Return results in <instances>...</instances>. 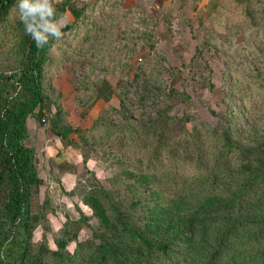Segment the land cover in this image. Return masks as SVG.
I'll return each mask as SVG.
<instances>
[{
    "label": "trees",
    "instance_id": "obj_1",
    "mask_svg": "<svg viewBox=\"0 0 264 264\" xmlns=\"http://www.w3.org/2000/svg\"><path fill=\"white\" fill-rule=\"evenodd\" d=\"M263 1L233 0L247 18ZM15 4L0 0V25L16 14ZM53 4L58 16L74 22L83 12L75 0ZM7 31L16 64L0 72V264H264V137L243 144L229 121L208 129L187 126L184 116L168 112L172 91L162 94L163 108L154 118L140 125L122 92L109 96L116 107L98 92L91 129L108 137L117 119L121 159L112 181L122 190L97 185L83 194L96 227L78 212L69 232L71 253L64 254L62 244L50 250L43 241L33 243L40 207L31 188L43 179L34 148L25 143L26 124L44 115L41 79L56 39L37 48L16 15ZM54 133L65 138L68 129ZM80 230L91 241L77 242Z\"/></svg>",
    "mask_w": 264,
    "mask_h": 264
},
{
    "label": "rangeland",
    "instance_id": "obj_2",
    "mask_svg": "<svg viewBox=\"0 0 264 264\" xmlns=\"http://www.w3.org/2000/svg\"><path fill=\"white\" fill-rule=\"evenodd\" d=\"M75 2L82 15L75 22L64 17L72 28L48 50L41 79L44 115L27 120L25 142L34 148L43 179L31 188L40 207L31 241L50 250L62 244L64 254L74 248L69 232L78 212L96 227L83 194L97 185L122 190L112 181L121 159L115 151L117 119L108 137L91 129L98 92L106 98L122 92L139 125L154 118L163 108L162 94L172 91L168 112L184 116L187 126L208 129L229 121L243 144L264 137V1L250 18L233 0ZM15 15L0 25V72L16 64L7 31ZM108 104L116 107L117 99L111 95ZM55 129L68 134L60 138ZM76 238L90 240L82 230Z\"/></svg>",
    "mask_w": 264,
    "mask_h": 264
},
{
    "label": "clouds",
    "instance_id": "obj_3",
    "mask_svg": "<svg viewBox=\"0 0 264 264\" xmlns=\"http://www.w3.org/2000/svg\"><path fill=\"white\" fill-rule=\"evenodd\" d=\"M14 10L25 34L35 41L37 48L48 45L50 38H63L66 22L62 15H57L52 0H16Z\"/></svg>",
    "mask_w": 264,
    "mask_h": 264
},
{
    "label": "crops",
    "instance_id": "obj_4",
    "mask_svg": "<svg viewBox=\"0 0 264 264\" xmlns=\"http://www.w3.org/2000/svg\"><path fill=\"white\" fill-rule=\"evenodd\" d=\"M53 2H56V1H58V0H52ZM209 1H212V0H199V2L201 3V4H207Z\"/></svg>",
    "mask_w": 264,
    "mask_h": 264
}]
</instances>
